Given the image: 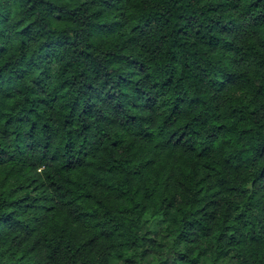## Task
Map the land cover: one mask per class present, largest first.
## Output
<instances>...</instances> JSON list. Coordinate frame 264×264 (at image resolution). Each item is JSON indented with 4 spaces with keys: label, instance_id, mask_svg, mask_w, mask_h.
Wrapping results in <instances>:
<instances>
[{
    "label": "trees",
    "instance_id": "trees-1",
    "mask_svg": "<svg viewBox=\"0 0 264 264\" xmlns=\"http://www.w3.org/2000/svg\"><path fill=\"white\" fill-rule=\"evenodd\" d=\"M0 264H264V0H0Z\"/></svg>",
    "mask_w": 264,
    "mask_h": 264
}]
</instances>
